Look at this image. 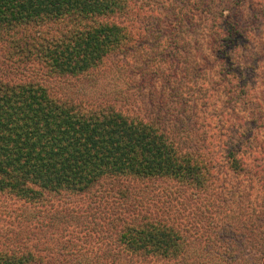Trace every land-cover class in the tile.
Segmentation results:
<instances>
[{"label": "trees", "instance_id": "trees-1", "mask_svg": "<svg viewBox=\"0 0 264 264\" xmlns=\"http://www.w3.org/2000/svg\"><path fill=\"white\" fill-rule=\"evenodd\" d=\"M160 6L162 23L147 18L146 28L172 64L198 13L216 17L212 55L241 80L229 81L228 103L242 116L226 144L222 118V137L206 139L200 117L190 125L149 101L151 113L137 112L131 94L66 92L68 81L123 71L150 45L139 25L146 0H0V264H264V197L231 190L226 177L263 180V103L233 56L245 31L239 0ZM106 188L120 195L113 206Z\"/></svg>", "mask_w": 264, "mask_h": 264}, {"label": "rangeland", "instance_id": "rangeland-1", "mask_svg": "<svg viewBox=\"0 0 264 264\" xmlns=\"http://www.w3.org/2000/svg\"><path fill=\"white\" fill-rule=\"evenodd\" d=\"M146 1L151 9L149 10L150 16L147 17L146 12H142L139 25L140 28H142L143 38L141 40L148 38L146 41L149 42L150 45H141L137 52H134L133 55L127 59L128 66L125 65L123 71L120 72L110 67L106 72L101 73L99 77L93 76L87 80L68 81L65 84L66 92L72 94L74 97H79V99L83 98L85 100L107 97L121 98L131 94L132 97L135 98L137 109H139L137 112L151 113L148 110V112L146 111L149 101L154 102L155 105H151L152 107L157 108L163 106V110L167 111L171 116L177 117L180 115L188 119L187 124L190 125L195 124V120L200 117L199 126L196 125L195 127L200 129V133L202 132L206 139L210 136L211 139L214 140L216 136L222 137L220 136L218 126V122L222 118L224 120L222 125L224 127L223 131L225 136L221 138L222 141L220 138H217L216 142L220 139V146L221 144H226L235 131V129H231V127H238L241 122V120L238 121V117L242 116V112L231 111L232 105L231 102L228 103L230 100L228 98L230 97L228 95V90H231L232 83H237V81L241 82V80L239 77L237 80L234 75L227 79L223 73V69L227 67L216 60L212 55L211 41L212 38L215 37L216 17H211L210 13H198V17H196L191 28L194 29L195 36L190 33H185V31L182 33V52L172 64L174 61L172 58H166L165 60L159 58V53L163 49V46H154L155 41L158 40V34L153 31L152 28H146V23L148 21L151 27L158 22L162 23L161 20H163V18L159 13L161 12V14H163L167 12L161 10L160 5H168L170 0ZM223 1L229 2L231 0ZM223 1L216 0L217 3L221 2V4L224 3ZM262 4H264V0H239L240 13H238L237 18L241 25L245 27L244 38L240 41L244 48L242 46V48L237 49L236 52L233 53V56L236 67H239L242 73L244 82H247V84L252 87L251 96H253V98L259 97L264 108V5L262 6ZM214 6V3H212L211 8L213 9ZM147 18H149L148 21ZM148 33L150 35H147ZM184 46H186V48H184ZM146 53L154 58L153 61H150L149 65L144 68ZM127 68L130 69V74L132 76L130 80L126 72ZM131 80H133V83ZM229 81L232 83H229ZM63 83L64 82L60 83V86ZM191 115L192 117L190 118ZM208 116H212V118L206 121L205 119ZM203 126H205V128ZM242 130L243 128L239 131ZM228 132H230V134ZM257 147H261V153L257 155V162L263 165V171H261L263 180L260 181L259 184H252L247 178L242 180L243 177L241 176H226L228 177V185L232 186L231 190L242 191L244 189H249V186H251L252 189L248 191L252 194L251 198L255 201L262 200L264 197L263 133ZM221 150L222 149H220V151ZM219 159L220 165H223V157H219ZM226 177H224V179H226ZM151 190L155 191L153 187ZM114 191L117 192V195L114 194ZM156 191L159 190L156 189ZM106 192L108 194L103 197L97 189V193L99 194L97 201L99 202V197H103L104 200L107 198V202L113 206L120 197L118 190L106 188ZM146 196L149 197V195ZM87 200H89V198H87ZM63 206L75 209V212L77 210L75 207V199H68Z\"/></svg>", "mask_w": 264, "mask_h": 264}]
</instances>
